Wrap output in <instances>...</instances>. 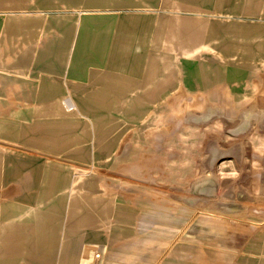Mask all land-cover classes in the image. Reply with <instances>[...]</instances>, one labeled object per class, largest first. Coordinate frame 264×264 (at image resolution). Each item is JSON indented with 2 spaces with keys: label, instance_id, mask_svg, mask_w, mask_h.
I'll list each match as a JSON object with an SVG mask.
<instances>
[{
  "label": "rangeland",
  "instance_id": "rangeland-1",
  "mask_svg": "<svg viewBox=\"0 0 264 264\" xmlns=\"http://www.w3.org/2000/svg\"><path fill=\"white\" fill-rule=\"evenodd\" d=\"M118 55L124 93L69 92ZM0 264H264V0H0Z\"/></svg>",
  "mask_w": 264,
  "mask_h": 264
},
{
  "label": "crops",
  "instance_id": "crops-1",
  "mask_svg": "<svg viewBox=\"0 0 264 264\" xmlns=\"http://www.w3.org/2000/svg\"><path fill=\"white\" fill-rule=\"evenodd\" d=\"M180 22L179 25H174L173 29H172V37H174L175 33L177 31L180 32H184L183 34H185L188 38H200L202 37L201 35V32L195 28H189L190 25H204V23L202 22H195V21H185V20H182V21H178ZM162 25L164 24H167L166 22L163 24L161 23ZM168 25V24H167ZM185 29V30H183ZM203 39V38H200V40ZM194 40V39H193ZM191 43L193 44V42L191 41ZM120 60H121V64H119L118 62L116 61H112L113 63H116V65H113L111 64L110 65V61H109V64H108V61H106V66L105 69H108L111 68L113 71H106L107 74L102 76V75H99V73L101 72L102 73V70H98L100 72H75V73H71L69 75V83H68V88H69V92L70 93H85L87 98L91 97L89 95H94L93 93H102V94H108V93H124L126 90L124 89V83H125V75H124V71L122 72V74H119L118 73V68L121 67L124 69V59L122 58V56L120 57V55H118V57ZM75 61H70V68L73 69V67H77L76 66V59H74ZM110 66V67H109ZM35 68V66H34ZM100 73V74H101ZM60 78V75L59 76H47V77H41L40 75H37V74H34L32 76H28V77H22V80L20 81L21 82V86L23 87H28L27 89L23 90L24 92L26 93H46V92H52V93H55V92H60L61 91V88L62 86L60 85L59 83V79ZM47 84V88L44 87V85ZM42 87L45 88L42 90ZM65 87V86H64ZM50 88V89H48ZM66 100H69L71 102H69L67 105L65 103ZM134 101L133 102H136V103H143V100L139 98H134L133 99ZM62 103L64 105V108L67 110V111H74L77 112L78 114H81L82 115V112H80V108L78 107V104H77V101L74 99V97H71V96H67L65 98L62 99ZM95 105H83L81 108L82 109H90V108H93V109H102V108H107V105L103 106L101 105V103L99 102H91ZM83 104V103H82ZM100 104V105H99ZM68 106V107H67ZM37 125H33V126H26V131L24 132L25 134V138H24V141H32L33 144H42V146H44L43 144V141H41L42 137L38 138L39 136H42L41 135V130L39 127H36ZM39 129V130H38ZM54 140V138H50L48 141H50V143H52V141ZM57 141H59L58 139L54 141V143L56 144ZM61 141V140H60ZM31 142V143H32ZM18 170V169H17ZM19 171V170H18ZM48 178V176L46 177ZM56 177L51 175L50 178H48V181L46 182H49L47 185L44 184L45 186L42 187L41 191L44 190L43 192L45 191H48L49 189L53 188V184H54V179ZM73 184V183H71ZM71 184H69V187L71 188ZM74 185V184H73ZM40 191V194L38 193L37 196H40L41 197V192ZM48 193H45V197H47ZM43 197V196H42ZM67 201L69 202L68 204H71L73 205L74 202L72 201V198L71 197H68L67 198ZM10 203V202H9ZM11 204V203H10ZM11 207L10 205H8V208ZM15 208L14 210H18L17 207H13ZM8 221H11L9 220L10 216H11V210L8 209ZM44 214V215H43ZM38 215H40L39 217H36V219L34 220H30V221H38V222H45L46 219L52 217V216H55V215H52L50 213H39ZM58 218V216H55V220ZM54 219V218H53ZM42 228L44 227V225L41 226ZM31 231H36V229H34L33 226L30 227L29 225V220L26 221V222H21V225H19V227H14V229H12V234L15 233L14 235L16 237H36ZM24 233V235H20ZM26 233V234H25ZM31 235V236H29Z\"/></svg>",
  "mask_w": 264,
  "mask_h": 264
},
{
  "label": "built area",
  "instance_id": "built-area-1",
  "mask_svg": "<svg viewBox=\"0 0 264 264\" xmlns=\"http://www.w3.org/2000/svg\"><path fill=\"white\" fill-rule=\"evenodd\" d=\"M69 102H71V101H69V100H66V101H65L66 105H67ZM67 107H68V106H67Z\"/></svg>",
  "mask_w": 264,
  "mask_h": 264
}]
</instances>
